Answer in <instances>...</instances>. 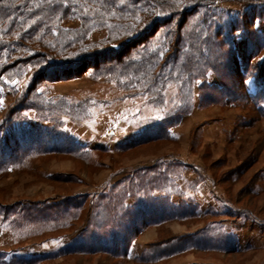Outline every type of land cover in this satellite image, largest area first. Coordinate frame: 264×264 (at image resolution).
Masks as SVG:
<instances>
[{"label":"rangeland","instance_id":"obj_1","mask_svg":"<svg viewBox=\"0 0 264 264\" xmlns=\"http://www.w3.org/2000/svg\"><path fill=\"white\" fill-rule=\"evenodd\" d=\"M201 2L187 7L191 14L184 16V27L204 20L206 36L215 41L221 40L215 35L216 26L223 27L232 46L218 51L213 45L206 52L205 78L188 82L193 101L179 120L166 117L170 98L177 94L174 85L167 87V98L159 108L150 104L146 89L138 92L129 84L124 91L122 81L118 84L115 75L106 72L100 75L89 69L66 80L36 81L33 67L26 62L28 53L0 75V141L15 126L38 123L52 134H65L78 142L77 150L82 152L78 158L32 154L0 173L4 259L32 258L35 264H264V95H255L264 83V49L249 69L242 68V77L233 61L227 65L233 48L243 59L247 30L264 32V14L259 17L258 12L264 2L207 0L198 8ZM251 9L258 13L253 25L245 26L244 33H230L233 17L241 19ZM178 19L173 17L170 26ZM64 25L74 28L78 22ZM102 36L97 32L92 38ZM38 104L44 106L40 111L34 108ZM67 107L76 115L62 114L60 108ZM158 121L167 130L166 140L128 150L120 147ZM142 174L156 177L153 182H164L165 189L149 190L154 197L195 206L198 218L144 228L132 239L124 258L61 252L89 224H101L94 211L100 194L120 192ZM76 196H86L84 209L67 214L64 220L62 214L52 218L56 208ZM125 203L131 207L134 200L128 197ZM197 239L206 242L198 247L193 241ZM219 241L226 252L211 250Z\"/></svg>","mask_w":264,"mask_h":264},{"label":"trees","instance_id":"obj_2","mask_svg":"<svg viewBox=\"0 0 264 264\" xmlns=\"http://www.w3.org/2000/svg\"><path fill=\"white\" fill-rule=\"evenodd\" d=\"M197 1L200 0H182L177 5L176 0H124L123 4L119 0H0V75L15 63H21V57L28 53L31 56L26 62L33 67L32 76L36 81L66 80L78 77L89 69L100 75L106 72L115 75L114 79L118 84L119 80L122 81L120 87L124 91L130 89L129 84L138 92L146 89L145 93L150 95V104L159 108L163 107L167 98V87L174 85L177 94L170 98L172 104L166 117L173 116L179 120L188 113L193 101L192 84L188 82L205 78L208 68L203 65L206 52L214 49L213 45H217L218 51L222 46H232L231 38L223 32V27L216 26L215 35L220 37V41L206 36L208 26L202 22L204 20L199 23L195 21L193 29L184 27V16L191 14H188L187 7H192ZM205 1L207 0L198 3V8L203 7ZM252 11L253 9L245 10V17L241 19L233 17L230 33L234 30L244 33L247 30L243 29L245 26L250 23L253 25L258 13ZM259 11V17H262L264 7L259 8ZM113 12L114 15L111 14ZM176 16L179 18L178 22L174 27L170 26L171 20ZM65 22H78V26L67 27ZM97 32H101L103 36L94 40L92 37ZM244 34L243 59L237 57L233 48L231 57L227 60V65L234 62L240 77L243 76L242 68L249 69L252 60L264 49V32L247 30ZM126 70L129 72H125ZM263 74L264 63L261 69V75ZM257 94L264 95L263 82L255 95ZM248 95L256 97L254 94ZM42 107L44 106L41 104L34 105L39 111ZM60 111L68 116L76 115L70 107L65 110L60 108ZM161 122L163 121L151 123L132 142L120 144V147L128 150L166 140L167 130ZM52 143L56 146L51 147ZM78 147H81L79 143L67 135L55 132L52 134L48 127L38 123L31 127L15 126L0 141V173L9 165H20L32 154L78 158L82 155L77 150ZM136 179V182H127L120 192L112 190L100 194L94 211L102 221L101 224H89V229L81 231L61 252L67 255L105 254L124 258L128 256L132 239L144 228L160 226L176 219L182 221L198 218L195 206L174 205L166 196L154 197L149 192L155 188L165 189L164 182H153L156 177L147 174ZM128 197L134 200L131 207H127L125 203ZM86 199V196L70 198L65 205L55 209L58 212L52 218L62 214L64 220L67 214L75 215L78 210L84 209ZM31 213L32 210L26 212L29 217L32 216ZM193 241L198 247L206 242L203 239ZM220 243L212 245L211 250L226 252V247L222 248ZM209 245L208 242L207 246ZM142 261L147 262L144 259ZM35 263L32 258L24 257L7 260L0 252V264Z\"/></svg>","mask_w":264,"mask_h":264},{"label":"snow or ice","instance_id":"obj_3","mask_svg":"<svg viewBox=\"0 0 264 264\" xmlns=\"http://www.w3.org/2000/svg\"><path fill=\"white\" fill-rule=\"evenodd\" d=\"M119 2L121 4H123L124 0H119ZM176 2H177V5H179L180 3H182V0H176ZM86 12H87V10H86ZM111 14L114 15L115 13L113 12ZM136 19L139 20V17H136ZM129 34H131V33H129ZM160 55L163 56V53H161ZM13 83H17V81H13ZM40 91H43V89H40ZM2 105H3V100H0V106H2Z\"/></svg>","mask_w":264,"mask_h":264},{"label":"crops","instance_id":"obj_4","mask_svg":"<svg viewBox=\"0 0 264 264\" xmlns=\"http://www.w3.org/2000/svg\"><path fill=\"white\" fill-rule=\"evenodd\" d=\"M134 246V245H133Z\"/></svg>","mask_w":264,"mask_h":264}]
</instances>
